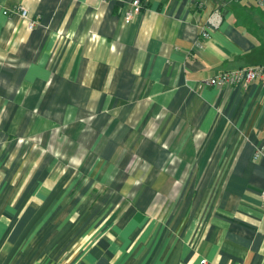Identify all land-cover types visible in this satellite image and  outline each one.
I'll use <instances>...</instances> for the list:
<instances>
[{
  "label": "crops",
  "instance_id": "crops-1",
  "mask_svg": "<svg viewBox=\"0 0 264 264\" xmlns=\"http://www.w3.org/2000/svg\"><path fill=\"white\" fill-rule=\"evenodd\" d=\"M140 3L0 0V264H264V12Z\"/></svg>",
  "mask_w": 264,
  "mask_h": 264
},
{
  "label": "built area",
  "instance_id": "built-area-1",
  "mask_svg": "<svg viewBox=\"0 0 264 264\" xmlns=\"http://www.w3.org/2000/svg\"><path fill=\"white\" fill-rule=\"evenodd\" d=\"M238 1V0H235ZM255 3L262 9L264 12V0H255ZM140 0H131V8L126 9L123 13L124 21L129 22L132 17L141 10ZM19 14L22 18L27 19V27L31 29L35 20L28 17L27 10L22 6H17L12 10ZM8 13V11H4ZM222 21V13L219 10L211 11L203 25L201 26V36L203 38H208L211 31L217 28ZM253 81H258L264 85V64H255L247 67H238L235 69L224 70L219 73H216L208 78L202 80L204 85H212L215 87H232V86H247ZM264 154L261 148L257 149L254 157H260ZM202 264L206 263L205 259L201 260Z\"/></svg>",
  "mask_w": 264,
  "mask_h": 264
}]
</instances>
